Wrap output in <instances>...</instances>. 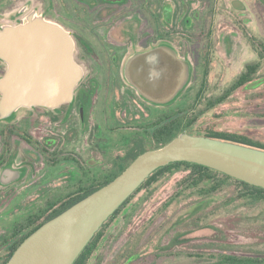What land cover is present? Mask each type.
<instances>
[{"label": "rangeland", "instance_id": "1", "mask_svg": "<svg viewBox=\"0 0 264 264\" xmlns=\"http://www.w3.org/2000/svg\"><path fill=\"white\" fill-rule=\"evenodd\" d=\"M163 1L169 2V9L168 6L161 4L158 10L156 6L153 19L154 33L160 35L159 37L154 35V45L147 50L156 47L171 50L178 58L189 62L191 74L187 86L175 100L158 103L146 99L154 106L147 109L143 107L145 114L142 121L149 123L147 121L152 119V133L154 124L158 126L166 123L170 115L179 113L182 116L186 115L187 119L198 115L208 99L218 95L247 63L256 59L252 41L264 42V7L258 0ZM24 4L30 9L36 8L44 13L47 19L61 22L68 28H71L77 19L76 13L72 12L74 10L71 8V0H8L0 6V12L9 10L10 13H14ZM139 11L138 8L139 15H146ZM81 18L83 19V14ZM136 18L138 21L133 19L130 23L133 27L136 25L137 33H150L146 17ZM99 19L102 20V16ZM168 19L170 21H167ZM77 20L79 21L80 18ZM2 24V26L16 25L9 20ZM166 24L169 25V32L162 33L161 29L162 27L166 29ZM126 37L132 40L134 33L127 34ZM138 53L128 56L125 65ZM74 57L76 58V55ZM74 61L81 67L83 76H88L89 62L81 63L77 59ZM102 72L98 77L99 82L102 79ZM205 72L208 73L207 76L204 75ZM263 93L264 84H259L253 90L239 91L227 103L205 110L201 117H197L194 128L197 130L211 128L216 131L243 134L264 143ZM132 96L127 98L125 107L131 109L135 107L140 111L142 103L139 107L135 103L136 95ZM48 118L42 110L20 109L13 123L28 128L35 137L37 134L42 137L51 134L55 128L60 131L65 130L63 127L51 125ZM95 121L97 120L91 118L89 124L92 125ZM109 124L106 122V127ZM6 125L0 123V127ZM148 128L150 129L149 126ZM73 130L72 140L67 148L71 150L70 154L76 161L68 165V171H71L70 178V174L65 173L64 170L63 175H58L57 181L53 183V186L59 190L56 201H63L68 193L76 191L78 187L103 181L107 175L115 172L116 168L127 164L125 154L132 145L131 139H141L137 148H149L155 143L154 138L150 137V130L147 132L132 128L120 131L106 130L104 160L87 163L84 159L88 155L90 159L96 156L91 149H88L87 133L81 131L76 123H73ZM41 168L44 170L45 166L41 165ZM181 177V174H176L161 180L149 189L138 191L129 204L109 223L88 264H95L99 255H102L104 262H109L134 240H139L144 232L143 229L156 215L160 205L173 193L175 184ZM191 201L194 199L187 198L180 203L172 204L170 209L158 218L164 219L165 216L166 220L170 217L168 222L162 220L166 224L164 223L163 228L152 238V241L142 246L141 249H144L146 254H142L136 261L138 264H218V255L221 254L252 257L257 260L256 264H264V226H261L263 218L258 217L257 214L261 208L255 213L249 210L246 201L237 205L223 206L202 219V229L194 230L191 221L187 218L198 206ZM177 209H180V213L172 218L170 215L175 214ZM243 212L247 213L246 217ZM130 250L134 251V249Z\"/></svg>", "mask_w": 264, "mask_h": 264}, {"label": "water", "instance_id": "2", "mask_svg": "<svg viewBox=\"0 0 264 264\" xmlns=\"http://www.w3.org/2000/svg\"><path fill=\"white\" fill-rule=\"evenodd\" d=\"M74 41L60 24L36 11L0 28V120L20 109L54 110L72 102L83 78L73 59ZM126 80L145 99L168 103L187 86L190 64L164 47L132 56ZM187 162L264 189V150L182 133L137 156L111 182L39 226L5 264H73L110 216L159 168Z\"/></svg>", "mask_w": 264, "mask_h": 264}, {"label": "flooded vegetation", "instance_id": "3", "mask_svg": "<svg viewBox=\"0 0 264 264\" xmlns=\"http://www.w3.org/2000/svg\"><path fill=\"white\" fill-rule=\"evenodd\" d=\"M71 1V8L74 10L72 12H75L76 18L80 20L76 19L71 28L61 22H54L70 33L74 41L73 58L81 63L89 62L87 67L89 75H84L76 86L72 102L54 110L35 107L45 111L51 125L63 127L65 130L60 131L55 128L51 134L43 137L37 134L35 137L28 128L13 123L17 112L6 120H0V123L7 124L0 127V264L6 261L11 252H14L13 248L28 232L56 210V195H59V190L53 186V183L57 181L58 175H63L64 170L65 173L70 174V178L71 171H68V165L76 161L70 154L71 150L67 148L74 133L73 123L87 133L88 149L96 155L92 159L88 155L84 159L87 163L104 160L106 130L120 131L131 128L146 132L150 130V137L153 138L152 119L147 121L149 123L142 120L145 114L144 108L154 105L142 98L126 81L124 67L128 56L145 51L154 45V35L158 37L160 35L154 33L153 19L156 6L158 10L161 4L168 6L169 9V2L163 0ZM7 2L8 0H0V6ZM138 8L139 12L146 15H139ZM32 11L39 12L36 8L30 9L25 4L14 13L2 10L0 28L6 20L18 24ZM39 13L46 18L44 13ZM101 16L102 20L99 19ZM135 16L140 19L146 17L150 33H137L136 25L133 27L130 23L133 19L138 21ZM165 28L162 27V33L169 32L168 24ZM131 33H134L132 40L126 37ZM5 70V63L0 60V77ZM100 72L103 74L99 82ZM131 94L136 95L139 101L135 103L139 107L142 103L140 111L135 107L134 109L125 107L127 98L133 97ZM91 118L97 120L92 125L89 124ZM106 122L110 123L107 127ZM131 140L132 145L126 153L131 148L136 149L141 143V139ZM41 165L45 166L44 170Z\"/></svg>", "mask_w": 264, "mask_h": 264}, {"label": "trees", "instance_id": "4", "mask_svg": "<svg viewBox=\"0 0 264 264\" xmlns=\"http://www.w3.org/2000/svg\"><path fill=\"white\" fill-rule=\"evenodd\" d=\"M258 1L264 7V0ZM252 46L256 53V59L247 63L243 70L225 88H223L218 95H214L211 99H208L205 103L204 109H201L198 115L196 114L195 117L187 119L186 115L182 116V114L179 115V113H177L176 115H170L164 124H158V126L154 124L155 128L153 130V138L155 143H153L152 146L149 148L138 147L135 149L134 147L129 149V151L125 154V161L128 162L127 164L120 168L115 165L118 167L116 168L117 170L110 173V175H107L103 181L90 184L86 187H78L76 191L69 193L63 201H57L56 210L47 218L43 219L42 222L34 229L28 232L13 249L15 250L26 237H28L43 223L56 217L86 196L111 182L116 176L125 170L130 162L133 161L137 156L147 150L157 149L166 145L172 139L182 133L229 141L264 150L263 142L252 139L243 134L216 131L211 128L203 130H197L194 128L198 120L197 117H201L206 111L213 109L218 105L227 103L231 98L236 96L239 91L253 90L257 88L259 84H264V42L256 43L252 41ZM207 74V72L204 73L205 76H207ZM176 174H181V179L176 182L173 193L157 209L156 215L149 220L150 222L143 229L144 232L142 233L139 240H134L133 243H131L128 247H125L116 255L114 259L109 262H104V260L101 258L102 255H99L95 264H138L136 261L141 257L142 254L146 252L144 249H141L142 246H145L150 241H152V238L156 236L158 232H160L165 221L168 222L170 217H168L166 220L165 216H163L164 219L158 218L164 215L166 210L170 209L172 204L180 203L183 201V199L185 200L187 198L194 199V201L191 202L196 203L198 206V208L190 214L189 218H187L191 221L190 224L194 230L202 229V219L215 209L218 210L223 206H230L232 204L237 205L242 201H246V203L249 205V210L253 212L255 211V213L258 208H261L260 212L257 214H259L258 217L263 218V223L261 226H264L263 188L249 185L245 182L239 181L223 173L201 165L187 162L171 163L154 171L150 177L146 179L145 182L114 212V214L108 218V220L102 225V227L86 245L73 264L89 263L93 254L97 250L98 243L102 239L104 231L109 226V223L126 207L127 204H129V201L138 191H141L144 188L149 189L151 186L156 185L161 180L168 179ZM218 198H220V200ZM179 213L180 209H177L176 213L170 216L174 218ZM243 214L246 217L247 213L243 212ZM249 217L251 216L249 215ZM130 249H134V251H131ZM12 253L13 252L9 254V256L6 258V261L2 264H5L9 260ZM218 257V264L257 263V260L252 257H239L236 255L224 254L218 255Z\"/></svg>", "mask_w": 264, "mask_h": 264}]
</instances>
